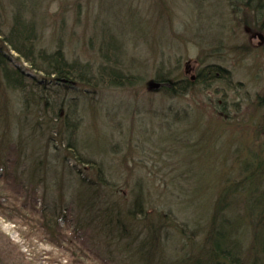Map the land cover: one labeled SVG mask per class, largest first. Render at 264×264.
<instances>
[{
  "label": "rangeland",
  "instance_id": "rangeland-1",
  "mask_svg": "<svg viewBox=\"0 0 264 264\" xmlns=\"http://www.w3.org/2000/svg\"><path fill=\"white\" fill-rule=\"evenodd\" d=\"M20 4L26 18L36 19L38 49L61 48L68 61L94 74L103 66L135 84L97 92L77 84L66 94L55 78L6 46L10 68L25 73L26 93L5 90L0 80V264H140L137 235L148 221L163 227L158 246H145L150 264L199 259L222 185L227 178L239 181L241 165L255 154L264 158V109L257 101L264 97V32L258 31L264 17L256 22L232 0H0L6 35ZM210 66L225 69L230 82L200 81ZM159 74L192 82L189 93L166 95ZM64 100L61 117L77 125V149L67 148L66 122L55 115ZM57 126L66 141L52 132ZM79 155L104 167L117 184L120 208H132L133 193L144 192L148 219L121 217L137 231L131 237L120 241V226H107V216L96 227L93 209L79 210L75 180L89 170L75 159ZM33 165L39 166L35 177ZM60 197L70 217L53 238L42 228V209L47 199ZM252 204L245 193L237 204L240 217L231 212L239 228L250 224Z\"/></svg>",
  "mask_w": 264,
  "mask_h": 264
},
{
  "label": "trees",
  "instance_id": "trees-1",
  "mask_svg": "<svg viewBox=\"0 0 264 264\" xmlns=\"http://www.w3.org/2000/svg\"><path fill=\"white\" fill-rule=\"evenodd\" d=\"M234 4L240 3L241 6L246 7L248 12L254 16H257L260 12V6H264L261 3L264 0H232ZM256 22H259V18H254ZM11 25L10 34L6 35L3 31V16L0 13V80L2 79L5 90H11L14 92L26 93V85L24 83L25 73L21 72L18 68L11 69L9 58L5 54L6 46H9L13 51L18 52L22 58L25 59L31 67L44 74L47 77L55 78L53 83L61 86V90L66 94L71 93L76 85H87L92 90L97 92L102 86L110 85L111 87L123 88L126 85L134 86V80L130 77H125L114 69H110L107 72L106 67L101 66L97 73H92L90 66H82L78 62H70L63 49L59 48L56 51L49 52L46 49H38L36 46L38 24L36 19L31 16V18H26L23 5L16 6L14 13L8 20ZM258 28V27H257ZM112 49H106L108 52ZM105 51V52H106ZM104 55V58L110 60L114 63L111 58L112 54L108 56V53ZM116 53H119L118 49H115ZM115 56V55H114ZM107 57V58H106ZM117 57V56H116ZM117 59V58H116ZM117 64V63H115ZM204 74H203V73ZM199 74L198 79L204 81L208 84L216 85L217 83H229L230 79L228 72L219 66H210L207 71H202ZM159 86L165 94L168 96L179 97L180 95H187L190 91V86L192 82L181 81L172 82L169 81L167 75L159 74L157 76V81ZM6 84V85H5ZM165 89V90H164ZM43 93H49L50 91H45ZM75 91V90H74ZM52 94V93H49ZM0 100L5 96V92L2 91L0 94ZM24 97L28 98L27 95ZM41 100L43 98H40ZM45 100V99H44ZM47 100V104L50 100ZM258 106L264 109V97H259ZM2 107V103H0ZM66 100L62 102L56 110V117L60 121L66 122V132L70 134L68 149H77V138L75 137L77 132V125H70L68 118H62L61 113L63 108L66 107ZM73 110L75 108L70 106ZM54 109V108H52ZM69 115L74 116L77 112L69 111ZM58 119V120H59ZM52 132L57 131V136L66 141L62 136L64 135L63 130L56 128H51ZM63 132V133H62ZM58 155L62 153L55 149ZM263 154H255L256 159L252 162L242 164L241 172H243L242 178L237 182H231L230 178L226 179V184L220 190L214 205L212 206V212L208 220L207 233L205 234L201 246L199 248V259L194 260L191 264H264V158L258 157ZM70 156L67 155V158ZM84 164V169L89 168V170H84L85 178L81 174H78V193L76 194V202L78 204L79 210L82 212L86 207L95 210H90L95 217L93 224L97 227L99 218L108 217L106 225H113L115 227L120 226L118 239L127 234L126 237H131V235L137 232L135 229L127 226L133 220H137L139 213L148 219V212L146 207H144L145 196L144 192L134 195V201L132 208H120L117 199V184L109 180L104 167L93 160L90 157H84L79 155V158H75ZM34 166V165H33ZM38 167H33L32 177H35L39 172ZM76 171V170H75ZM74 174V175H73ZM73 171L72 176H75ZM89 174V175H87ZM31 177V178H32ZM30 184L35 182L29 181ZM85 193L84 195L82 193ZM110 194H109V193ZM248 193L252 200V208L250 213L253 215L250 224L244 228H239L238 225L231 218V212L236 209L235 216L240 217L239 211L241 208L237 207L240 197ZM81 197L91 198L88 202L82 200ZM43 206V219L42 228L46 231L49 237L55 238L57 233H59L61 228V223L69 221L67 214L70 211L69 206L65 205V200L63 198H58L55 202L51 199H47ZM124 212V214H123ZM104 213V214H103ZM106 214V215H105ZM121 217H126V222H122ZM235 217V218H237ZM167 219V224L172 227L170 220ZM161 221V220H160ZM144 228H141L140 234L138 233V238L142 237L141 244H138V249L136 250L137 262L140 264H150L152 263V258L149 252H145V248L151 246H158L159 240L162 239V228L159 224L155 225L148 221ZM81 224V223H80ZM78 226H76L77 228ZM82 231L83 229H81ZM133 230V231H132ZM251 232V233H250ZM250 233V236L247 234ZM58 242L60 239H53ZM119 241V242H120ZM133 242V241H132ZM132 244V243H131ZM249 244V246H248ZM128 246H130L128 244ZM147 246V247H145ZM150 250V249H149ZM150 252H152L150 250ZM153 253V252H152ZM164 264V263H163Z\"/></svg>",
  "mask_w": 264,
  "mask_h": 264
},
{
  "label": "flooded vegetation",
  "instance_id": "flooded-vegetation-1",
  "mask_svg": "<svg viewBox=\"0 0 264 264\" xmlns=\"http://www.w3.org/2000/svg\"><path fill=\"white\" fill-rule=\"evenodd\" d=\"M234 1H236V0H234ZM261 3H264V1H262ZM244 8L246 9V7H244ZM247 12H248V10H247ZM252 17H254V18H262V17H264V6L261 5L260 6V12H259V14H257V16L252 15ZM258 29H259L258 31L264 32V26H263V24Z\"/></svg>",
  "mask_w": 264,
  "mask_h": 264
},
{
  "label": "water",
  "instance_id": "water-1",
  "mask_svg": "<svg viewBox=\"0 0 264 264\" xmlns=\"http://www.w3.org/2000/svg\"><path fill=\"white\" fill-rule=\"evenodd\" d=\"M193 80H194V78H193Z\"/></svg>",
  "mask_w": 264,
  "mask_h": 264
}]
</instances>
